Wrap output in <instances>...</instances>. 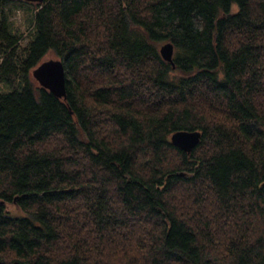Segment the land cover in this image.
I'll return each instance as SVG.
<instances>
[{
  "label": "trees",
  "instance_id": "16d2710c",
  "mask_svg": "<svg viewBox=\"0 0 264 264\" xmlns=\"http://www.w3.org/2000/svg\"><path fill=\"white\" fill-rule=\"evenodd\" d=\"M0 199V264H264V0H0Z\"/></svg>",
  "mask_w": 264,
  "mask_h": 264
},
{
  "label": "water",
  "instance_id": "95a60500",
  "mask_svg": "<svg viewBox=\"0 0 264 264\" xmlns=\"http://www.w3.org/2000/svg\"><path fill=\"white\" fill-rule=\"evenodd\" d=\"M26 1L42 2L43 0ZM160 52L164 59L173 62L174 45L172 42L168 41L162 44ZM32 75L39 84L50 89L55 95L66 97V70L62 59L58 57L43 59L34 67ZM201 137L202 131L200 129H177L170 136L171 142L186 152H191L200 142Z\"/></svg>",
  "mask_w": 264,
  "mask_h": 264
},
{
  "label": "rangeland",
  "instance_id": "374dc122",
  "mask_svg": "<svg viewBox=\"0 0 264 264\" xmlns=\"http://www.w3.org/2000/svg\"><path fill=\"white\" fill-rule=\"evenodd\" d=\"M34 7L35 6L32 3L29 4V3L13 2L10 4L9 12L12 22V28L14 31L18 33L24 32L26 34L29 30H32ZM165 42L159 43V46H161ZM48 57H56V56L50 53ZM8 207L13 210H17V207L14 205L8 204Z\"/></svg>",
  "mask_w": 264,
  "mask_h": 264
}]
</instances>
